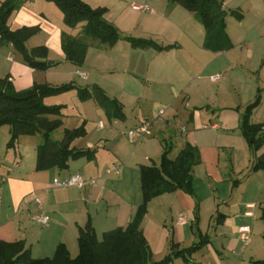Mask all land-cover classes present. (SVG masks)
Wrapping results in <instances>:
<instances>
[{
	"label": "rangeland",
	"instance_id": "1",
	"mask_svg": "<svg viewBox=\"0 0 264 264\" xmlns=\"http://www.w3.org/2000/svg\"><path fill=\"white\" fill-rule=\"evenodd\" d=\"M84 1L94 8H108L107 20L112 22L114 18L120 19L118 30L123 36L153 40L161 46H172V48L164 51H158L153 47L133 48L126 40H121L113 48L91 46L84 66L78 68L86 70L89 74L87 81L82 80L76 74L77 68L74 65L65 60L61 61L57 44L51 41L54 36L51 26H60L67 34L77 37L85 22L80 23L76 28H70L66 25L64 15L55 3L48 0H34V4L28 5V9H34L37 16H26L20 26L19 21L22 16L16 11L9 20V26L12 30L25 26H39V33L28 41L27 47L31 49L50 44L48 46H51V58L49 54L48 62H56L60 65V67L49 68L47 71L35 70L37 76L35 75L34 84L38 83L36 80H40L39 84H48L46 80H49L52 83L48 85L51 86L72 82L83 87L99 84L106 89L111 98H117L126 104L129 119L134 116H138V119L149 117L150 122H153L156 127L154 130L157 134L148 138L151 141H146V143H153L149 149L141 144L144 148L142 151L151 158L144 165H159L165 150L164 137L168 141L172 140L174 148L171 157L174 158L181 146L190 140V134L198 133L199 137L213 139L217 135L226 133L224 141L219 143L220 146L225 147L223 170L226 179L231 185L235 180L246 181L248 169L252 166L257 154L248 149L247 141L241 140L239 129L222 130L224 123L220 117L223 119L226 116L229 106H233V111H236L237 107L253 102L259 88L263 90L264 95V36H262L264 0H231L228 3L227 12L237 11L243 15V18L239 19L231 14L225 15L233 48L219 53L204 49L206 32L203 25L196 13L188 11L180 4L169 0ZM2 2L4 0H0V5ZM139 5L149 6L153 13L136 9L135 6ZM166 21L169 24H165ZM10 47L0 45V52H11L16 57V63L31 71L34 70L23 62L19 52ZM61 50L63 51V48ZM261 68H263L262 71ZM217 74L222 75L223 79L214 84L210 78ZM7 76L10 75L0 79ZM46 103L65 106L61 118L63 125L52 135V138L57 141L63 139L65 129H73L83 123H86L89 133L97 137L99 120L108 121L105 111L95 99L82 101L76 91L51 97L46 100ZM160 111H165L162 123L158 121ZM192 116L198 120L194 121ZM263 120L264 103L259 114L257 112L254 116L255 122ZM214 122L219 124L220 131L212 129ZM198 124L200 127L197 128ZM182 127L188 131L181 133ZM161 129H165L166 132L160 133ZM43 143L44 137L40 134L21 137L16 147L17 156L13 148L10 149L8 157L0 161V176L8 170L15 171L16 160L21 161L25 157L26 161H31V157L36 155L37 147ZM261 173L264 175V172ZM1 179L2 177L0 181ZM259 182L264 184V179L259 178ZM259 182L256 183L258 187H260ZM200 184L197 181V186L202 189ZM219 204L222 210L226 209L222 201H219ZM258 205V214H260V207L264 208V195L259 199ZM203 206L205 219L202 227L205 233L208 232L210 237H214L216 220H211L212 217L208 211L211 202L205 201ZM256 225V232H258L256 237L260 245L256 250L257 258L258 261H263L264 224L260 215ZM262 228L263 230L259 231ZM100 238L102 239V236ZM200 240L197 238L196 243ZM191 246L192 243L187 245V247ZM76 256L73 255V258ZM195 257L201 259V254H196Z\"/></svg>",
	"mask_w": 264,
	"mask_h": 264
},
{
	"label": "crops",
	"instance_id": "2",
	"mask_svg": "<svg viewBox=\"0 0 264 264\" xmlns=\"http://www.w3.org/2000/svg\"><path fill=\"white\" fill-rule=\"evenodd\" d=\"M221 1L226 9L231 0ZM33 4L34 0H27V3L21 7L22 9L17 11L22 16L19 21L20 26L26 16H37L34 9H28V5L32 6ZM118 21L120 19L114 18L111 23L118 28L120 26ZM164 23L169 24L168 21ZM51 27H53L54 35L51 41L57 44L61 61H66L65 53L61 50L62 36L66 31L62 30L60 26L52 25ZM262 36H264V28ZM48 45L50 44L46 45L50 50L51 46ZM53 67H60V65L54 62L50 68ZM262 70L263 68H261ZM35 72V70L31 71V69L16 63V57L11 52H0V78L10 75L17 91L34 85L35 75L37 76ZM78 72L84 73L86 77L80 76ZM76 74L82 80H88L89 74L86 70L77 68ZM39 81L36 80L41 83ZM46 83L51 84L52 82L46 80ZM101 88L107 93L105 88ZM128 94L137 96L132 93ZM119 101L124 105L125 121L107 119L108 121L105 122L100 119L104 128L99 129L100 125L98 124L97 137L92 136L86 127L87 137L76 141L77 147L96 148L97 157L95 160L72 161L67 170L52 169L38 172L35 169L36 151V155L31 157V161H26L25 157L21 161L16 160L15 171L8 170L3 176H0L2 177L0 181L1 241L23 240L30 249L33 258H51L58 245L65 244L73 257L79 253L80 227H84L90 222L97 237L101 239L100 236H103L105 232L125 228L128 225L131 216L143 201L140 166L151 160L147 153L142 151L141 144L148 149L152 147L153 143H146V141H151L148 138L154 137L157 133L154 130L156 128L154 125L153 135L138 137L135 141H130L127 132L145 120L150 121V118L138 119V116H134L129 119L126 104ZM263 103L264 95L260 107L254 112L252 118L254 124L264 123V120L254 121V116L257 112L259 114ZM248 105L237 107L236 111H233V106H229L226 116L223 119L220 117L224 123L222 130L239 129L241 132L242 115ZM192 117L194 121L197 119ZM167 122L169 123L168 120ZM214 124L217 126L216 128L213 127ZM198 127L200 124L197 125ZM211 127L215 131L221 130L216 122ZM183 128L185 127L180 129L181 133H186L188 129L185 128L186 130L183 131ZM161 132L166 131L161 129ZM226 136V133H222L213 139H207L199 137L198 133L190 134V140L187 141L197 146L201 155V164L194 170L195 196H189L179 190L161 195L149 203L148 213L142 223V230L152 249L154 261H160L170 253L171 240L178 243L181 248H188L187 245L192 243L193 246L200 236H209L202 227L205 219L203 206L205 201L211 202L208 211H210L211 220H216L215 235L214 237L209 236L210 242L193 254L189 264H251V261L258 260L256 250L260 245L256 237V233H258L256 232V222L259 215L262 219L263 213V208L260 207V214H258V204L259 199L264 195V184L259 182V178L264 179V175L261 173L264 171L251 172L250 167L246 174V181L235 180L231 185L223 170V160L226 156L223 151L225 147L219 145ZM241 136V140L247 141L242 133ZM10 138L9 126L0 127L1 162L11 152L7 148ZM163 140L173 145L172 140L168 141L166 137ZM247 147L250 149L248 142ZM14 151L17 156L16 147ZM262 153H264V146L257 153V157ZM177 155L176 153L175 157ZM117 167L119 172H116ZM75 174L82 175L86 180H95V184L88 185L83 189L53 186L55 179L63 180ZM197 181L201 183L202 189L197 186ZM258 182L260 187L256 184ZM219 201L226 205V209H221ZM35 215L48 216L50 218L49 226L36 223L33 220ZM181 217H184L185 222L180 221ZM241 227L250 228V238L247 242L239 233ZM262 230L263 228L259 231ZM196 254H201V259L195 257ZM172 264L187 263L182 259H176Z\"/></svg>",
	"mask_w": 264,
	"mask_h": 264
},
{
	"label": "trees",
	"instance_id": "3",
	"mask_svg": "<svg viewBox=\"0 0 264 264\" xmlns=\"http://www.w3.org/2000/svg\"><path fill=\"white\" fill-rule=\"evenodd\" d=\"M48 1L58 6L68 27L76 28L80 23L85 22L79 36H71L67 33H63L62 36L66 61L76 68L84 66L91 46L113 48L121 40H126L133 48L153 47L158 51L172 48V46H161L153 40L123 36L118 28L106 19L108 13L106 7L94 8L84 0ZM169 1L197 14L206 32L203 44L205 50L219 53L233 48L225 15L231 14L242 19L241 13L227 12L221 0ZM26 2L27 0H4L0 5V45L12 46L21 54L23 62L28 67L47 71L51 67L48 64L49 48L45 45L31 49L27 47L28 41L39 33L40 27L25 26L12 30L9 26L13 13ZM73 91L77 92L82 101L95 99L105 111L107 119L125 121L124 105L118 99L109 97L99 85L81 87L73 82L59 86L35 83L29 89L17 91L10 76L0 79V127L9 126L11 134L7 148L17 147L19 139L23 136L42 135L44 143L37 147L36 156L35 169L38 172L52 169L67 170L72 161L81 159L93 161L97 157L96 148H80L76 144L77 140L84 139L88 135L86 123L73 129H65L61 141L52 138L53 133L63 125L61 118L65 106L48 105L46 100ZM262 100L263 90L259 88L255 100L245 108L240 126L243 137L256 154L264 146V123L254 124L252 118ZM146 121L149 120L143 122ZM164 143L165 150L159 165L140 166L143 201L125 228L105 232L102 239H99L90 222L80 227L79 253L74 258L65 244H59L51 258H33L23 240L16 242L0 240V264H172L176 259H182L189 264L193 254L210 242L208 235L200 236V242L188 248H181L178 243L171 240L170 253L164 259L154 261L152 249L142 230L148 205L153 199L179 190L189 196H195L194 170L201 164L198 147L187 141L178 155L172 158L171 152L174 146L166 140ZM250 171H264V153L256 157ZM262 211L264 221V208ZM251 264H264V260H253Z\"/></svg>",
	"mask_w": 264,
	"mask_h": 264
},
{
	"label": "built area",
	"instance_id": "4",
	"mask_svg": "<svg viewBox=\"0 0 264 264\" xmlns=\"http://www.w3.org/2000/svg\"><path fill=\"white\" fill-rule=\"evenodd\" d=\"M135 8L145 13H153V10L149 6L139 5V6H135ZM78 74L84 78L86 77L84 73L78 72ZM210 80L212 83L216 84L222 80V75L212 76ZM164 114H165V111L159 112V117H158L159 122H162V117L164 116ZM153 124L154 123L150 121H146V122L139 124L138 126H136L135 128L127 132L128 139L130 141H135L138 137L151 136L153 134ZM99 125H100L99 129L104 128V125L101 120L99 122ZM213 127L216 128L217 126L214 124ZM185 130L186 129L183 128V131ZM116 172H119L118 167L116 168ZM94 184H95V180H86L80 174L72 175L63 180L55 179L53 182V186L56 188L76 187L79 189H83L87 187L88 185H94ZM33 220L42 226H49L50 224V218L46 215H35L33 216ZM180 221L182 223L185 222L184 217H181ZM239 233L241 234L244 241L246 242L249 241V238H250V228L249 227H241L239 230Z\"/></svg>",
	"mask_w": 264,
	"mask_h": 264
},
{
	"label": "water",
	"instance_id": "5",
	"mask_svg": "<svg viewBox=\"0 0 264 264\" xmlns=\"http://www.w3.org/2000/svg\"><path fill=\"white\" fill-rule=\"evenodd\" d=\"M48 64L51 66V65H53L54 63H53V62H48Z\"/></svg>",
	"mask_w": 264,
	"mask_h": 264
}]
</instances>
